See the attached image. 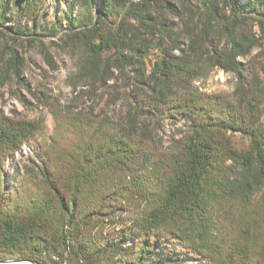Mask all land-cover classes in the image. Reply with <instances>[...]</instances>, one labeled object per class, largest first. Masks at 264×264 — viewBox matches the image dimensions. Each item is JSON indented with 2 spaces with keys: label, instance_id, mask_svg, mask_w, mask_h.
Masks as SVG:
<instances>
[{
  "label": "trees",
  "instance_id": "trees-1",
  "mask_svg": "<svg viewBox=\"0 0 264 264\" xmlns=\"http://www.w3.org/2000/svg\"><path fill=\"white\" fill-rule=\"evenodd\" d=\"M48 1L16 3L31 24L18 31L0 0V36L77 45L85 86L115 97L124 76L128 107L49 103V136L42 119L0 114V262L264 264V94L243 81L264 47V0H71L47 27ZM10 52L4 78L20 81ZM208 69L237 77L236 101L192 86ZM166 122L184 130L163 149ZM36 139L37 164L6 192L7 160Z\"/></svg>",
  "mask_w": 264,
  "mask_h": 264
},
{
  "label": "rangeland",
  "instance_id": "rangeland-1",
  "mask_svg": "<svg viewBox=\"0 0 264 264\" xmlns=\"http://www.w3.org/2000/svg\"><path fill=\"white\" fill-rule=\"evenodd\" d=\"M10 1L9 19L6 25L13 29L17 28L18 31L28 30L31 24L17 16L15 11V5L20 0ZM70 1L49 0L39 19L41 25L50 26L55 19L68 10ZM66 41L42 40V43H39L20 39L15 43L5 35L0 36V114L26 120L42 119L45 135L49 136L54 129V121L48 110L49 103H58L61 107L68 106L75 111L88 109L105 117H116L127 111L125 77H118L114 88L115 97H111L108 92L103 93L98 88H87L78 76L77 45L67 46ZM11 49L15 51L22 63L20 81L13 76L4 78L7 63L11 57ZM44 55H47L55 64V70L49 68ZM263 61L264 47L254 49L249 58L244 61L246 71L243 72V81L255 83L264 94V64H261ZM111 84L110 82L109 85ZM192 86L204 93L229 95L233 101H236L240 82L234 74L224 73L218 69H208L206 76L194 82ZM36 97H39L40 101ZM183 130L180 125L175 126L166 122L156 136L159 147L163 149L169 147L172 139H178ZM38 141L36 139L24 144L18 153L7 160L4 178L10 187L6 188V192L12 190L11 187L23 175L26 167L32 166L33 163L37 164ZM235 141L239 145L245 142L238 135ZM182 264L206 263L184 258Z\"/></svg>",
  "mask_w": 264,
  "mask_h": 264
},
{
  "label": "water",
  "instance_id": "water-1",
  "mask_svg": "<svg viewBox=\"0 0 264 264\" xmlns=\"http://www.w3.org/2000/svg\"><path fill=\"white\" fill-rule=\"evenodd\" d=\"M0 264H34L30 261H14V260H9V261H5V262H0Z\"/></svg>",
  "mask_w": 264,
  "mask_h": 264
}]
</instances>
